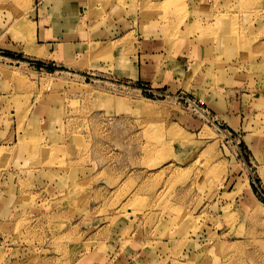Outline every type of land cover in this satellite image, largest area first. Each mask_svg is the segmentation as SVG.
<instances>
[{
	"label": "rangeland",
	"instance_id": "374dc122",
	"mask_svg": "<svg viewBox=\"0 0 264 264\" xmlns=\"http://www.w3.org/2000/svg\"><path fill=\"white\" fill-rule=\"evenodd\" d=\"M150 1L0 0V264H264V0Z\"/></svg>",
	"mask_w": 264,
	"mask_h": 264
},
{
	"label": "crops",
	"instance_id": "0c3cea01",
	"mask_svg": "<svg viewBox=\"0 0 264 264\" xmlns=\"http://www.w3.org/2000/svg\"><path fill=\"white\" fill-rule=\"evenodd\" d=\"M64 1L71 3L72 6L75 3V6L78 10L82 9V10H85V12H87L86 7H85L87 0H64ZM205 7H206L205 9L207 11H211L212 8H215L213 6H210L209 3H206ZM73 8H74V6H73ZM201 8H203V7H201ZM69 11L72 13V15L74 13L76 14V11H74L72 8H70ZM79 11L81 14L83 13V12H81V10H79ZM206 13H211V12H206ZM81 14H76L75 16L78 18H82L83 15H81ZM42 22H43V20H40L39 24L37 25L38 27H37L36 32H38L40 37L44 38L47 41V45L55 47V45L58 43V37L55 34V31L54 32L51 31V26H50L48 21H44V24H42ZM31 28H32V32H33L34 25H32ZM178 42L176 45H175V43L170 44L169 42H167V40L165 38L156 39V40H142L143 46H141L142 54L141 55L139 54L140 58L141 57L144 58L145 56H147V57H145L147 60H149V59L153 60L152 64H150V65L154 66L155 67L154 70H155L158 67V62L161 61L160 60L161 56L158 55L157 50H160L161 48L165 49L166 51L171 50V53H173L172 55L175 56V58L177 59V57L180 55L179 52H181V50L184 47V45H182V44L186 43L187 40L178 41ZM81 43H82V41L80 43L75 42L74 45L81 44ZM192 44H194V43H192ZM64 47L67 48V49H65V51H63L64 54H62V55H64V58H66L67 56H72L73 52L68 51V47L72 48L73 44H68L66 42V43H64ZM37 48L38 47H35L34 50L36 51ZM194 48L199 49L198 51L200 53H203V51H204V49H202V46H197ZM39 50H41V49H39ZM200 53H198V54H200ZM140 63L137 60V65H136V62H135V73L139 74L142 70L143 72L145 71L144 72L145 75H149V69L151 70V67H149V69H148V64H146L144 62L145 65L144 64L142 65V63L140 65ZM143 68H145L147 71L144 70ZM240 77L241 76H239V78ZM239 78H238V80H239Z\"/></svg>",
	"mask_w": 264,
	"mask_h": 264
},
{
	"label": "bare ground",
	"instance_id": "6f19581e",
	"mask_svg": "<svg viewBox=\"0 0 264 264\" xmlns=\"http://www.w3.org/2000/svg\"><path fill=\"white\" fill-rule=\"evenodd\" d=\"M185 1V0H184ZM182 2V0H155V1H150V3L153 5L152 7L151 6H149V4H148V9L150 10V12H148V11H146V18H147V20H149V22L150 23H152L153 25H160V24H158V21H157V19H154L155 17L154 16H156V15H158L159 13H152V11L154 10V5L155 6H157L158 5V8H161L162 7V5H163V8H165V14H163V13H160L159 14V16L160 17H162L164 20H163V25L161 24V26H165V28L166 29H164L165 30V32H167V34L169 35L170 33H172V31H169V30H167V29H170V26H171V24H172V18H174L173 17V13H174V11L176 10V11H178V10H182L181 12L183 13V11H185L186 9H184L183 10V6H182V4L183 3H181ZM227 2H230V0H227ZM257 2V0H252V2H251V0H250V4H247V6L248 5H252V3H256ZM260 8V7H259ZM258 8V9H259ZM262 8V7H261ZM153 9V10H152ZM200 10H202V9H200ZM162 11V10H161ZM160 11V12H161ZM184 14V13H183ZM185 14L187 15V16H190V13L188 12V11H186L185 12ZM185 14H184V16H185ZM145 15V14H144ZM183 16V15H182ZM221 17V20L223 21L224 20V15L222 14V12L217 8V9H215L213 12H212V14H211V16L210 17H213V18H215V17ZM215 22H216V19H215ZM168 23V24H167ZM164 24H167V25H164ZM28 27V26H27ZM28 29H29V27H28ZM217 30H219V28H217ZM216 30V32L214 31V30H212V31H207V33H208V38H206L205 40L207 41V40H211V42H213V44L214 45H216V48H219L220 50H222V51H226L225 53H230L231 55L232 54H234V55H236V56H238V54L239 53H243L244 52V50H245V44H244V40H246V38H245V36H244V34H239V36H238V39H232V36H227L225 33L224 34H222L221 33V31L222 30H219V31H217ZM170 32V33H169ZM182 32V31H181ZM174 34H170V36H173ZM247 36V35H246ZM181 37H184V35H182ZM249 37V36H248ZM186 38H188V37H186ZM173 39V38H172ZM175 39L176 38H174V42H175ZM189 39V38H188ZM169 42H171V40L169 41ZM216 43V44H215ZM210 45V44H209ZM209 45L207 46V48L209 47ZM210 48H212V47H210ZM209 49V48H208ZM101 51V50H100ZM218 56H220V55H218ZM222 62V61H221ZM220 62V63H221ZM218 64V63H217ZM216 64V65H217ZM221 65V64H220ZM12 76V75H11ZM143 110H146V111H148L149 113L151 112V111H153V108L152 107H148V106H145L144 108H143ZM153 113V112H152ZM180 130V129H179ZM179 136V135H178ZM0 152H1V149H0Z\"/></svg>",
	"mask_w": 264,
	"mask_h": 264
}]
</instances>
